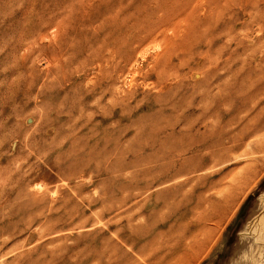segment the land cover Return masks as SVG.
I'll return each instance as SVG.
<instances>
[{
    "label": "rangeland",
    "instance_id": "obj_1",
    "mask_svg": "<svg viewBox=\"0 0 264 264\" xmlns=\"http://www.w3.org/2000/svg\"><path fill=\"white\" fill-rule=\"evenodd\" d=\"M0 264H264V0H0Z\"/></svg>",
    "mask_w": 264,
    "mask_h": 264
}]
</instances>
